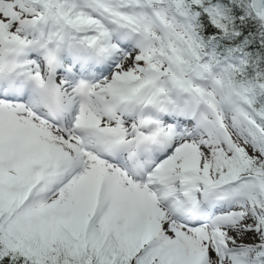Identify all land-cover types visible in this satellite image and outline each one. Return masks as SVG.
Masks as SVG:
<instances>
[{
  "label": "rangeland",
  "instance_id": "rangeland-1",
  "mask_svg": "<svg viewBox=\"0 0 264 264\" xmlns=\"http://www.w3.org/2000/svg\"><path fill=\"white\" fill-rule=\"evenodd\" d=\"M55 2L57 0H0V34L5 33L6 41L12 44L15 39L20 41L24 32L28 35L29 29V34H35L36 44L48 52H64L67 49V52H64L67 58H71L72 55L73 48L70 42L73 38L79 41L83 39L81 42L85 47L88 41L96 37L105 50L109 51V47L113 48L115 54L110 63L94 69V72L99 77L101 74L110 77L114 72H118V79H121L122 83H128V86L130 83H137H133L135 86L131 87L141 93L142 97L137 94L138 99H142L150 109L159 107L158 111L163 110L169 115L168 108L173 105L176 108L187 109L189 104H212L217 113H207L204 130L197 132L187 121L191 115V112L187 111V120L182 119L181 125L189 136L187 139L179 140L176 145H171L173 147L169 148L161 159L171 155L176 146L187 140L200 158V174L209 176V179L203 181L199 179L201 189L211 182L218 185L228 184L234 188L238 201L222 206H219L218 202L212 204L211 201L210 209L214 207L218 214H223L215 222L210 220L211 217L206 218L204 215L203 218L210 221L206 220L205 223L200 224L190 218L183 222L176 220V224L189 236L197 237L199 241L205 238L204 235L199 237L198 231L203 229L209 247V257L205 264H264L262 258L264 205L257 200V193L264 190V179L246 176L242 171L244 168L241 167L251 160L263 167L264 157L259 147L260 141L254 137L251 129L254 125L250 123L251 121L238 112V104L220 97L217 83L201 85L198 81L209 78L217 81L221 69L211 66L197 67V61L190 62V59H186V55L191 56L187 54L191 48V41L188 39L191 30L190 21L177 16L168 0L140 2L92 0L93 7L96 4L98 7L87 13L91 15L93 13L92 17L95 20L91 25H81L69 18L63 19L61 12L54 7ZM61 2H67L66 6L69 10L76 9L82 13L84 12L82 6H86L79 0H61ZM94 10L98 14L94 13ZM260 14L264 25V11ZM137 34L144 37L138 38ZM101 36L107 37L108 41L105 42ZM30 44L31 39L29 40L28 35L26 45L30 46ZM3 53L4 51H0V57ZM31 61L33 62L31 67H39L40 62L36 58ZM92 67L88 69L92 71ZM64 70L57 73V81H71V90H75L74 86H79V79L73 81L68 78ZM99 70L101 73H98ZM76 95L75 91V99ZM132 95L134 94H128L125 99L133 101L132 97L135 95ZM104 97H108V94ZM149 112V117L146 116L139 122L140 127L143 128L141 131L147 128L149 132H153L150 123L154 121L152 114L155 110ZM18 114L17 120H4V124L18 125V121L24 123L26 120L28 122L35 120L48 140L57 139L63 134L60 125H46L37 114L32 113L29 117L23 111ZM174 118L166 121L164 119L162 123L167 122L176 127ZM71 124L72 121L67 126L71 127ZM177 131L180 133L178 129ZM76 145L74 144L73 147ZM89 152L94 156L93 152L90 150ZM40 157L37 155L32 159L40 160ZM48 163L52 165L51 161ZM136 164L139 165L138 160ZM182 166L181 159L177 163L178 171H181ZM88 167L92 176L98 180H105L114 172L119 173L114 162L106 163L97 157L90 161ZM37 171L32 169L24 158L0 170V222L14 223L21 230V227H26L34 228L38 232H48L54 239L60 237L56 235L59 232L67 235L71 241H78L94 234L97 240L103 241L106 245L124 247L132 264H135L139 257H142L147 264L202 262L203 259L198 254L192 257L186 254L184 242H179L180 250L173 248L175 239L168 230L166 221L155 222L151 219L137 218L136 224L141 225L142 229V232L138 233L133 227L127 228L114 219H108L106 216L108 212L95 214L96 208L90 203L86 205L87 215L80 221L76 220L73 210L70 209L71 205L68 207L65 203L73 200L81 181L75 175H71L69 167L66 168L61 184L53 185L51 191L32 200V196L40 188L37 185ZM119 175L118 180L128 185V176L123 173ZM166 177L161 179L168 181L169 178ZM161 179H157V186L164 188ZM92 183L98 187L96 180L93 179ZM29 203L31 210L25 209ZM57 204L63 208H52ZM239 212L244 215H239ZM231 217L236 218L238 224L229 220ZM216 228L223 230L224 233H216ZM49 254L54 256L55 249H51ZM90 260L93 261L94 257L91 256Z\"/></svg>",
  "mask_w": 264,
  "mask_h": 264
},
{
  "label": "bare ground",
  "instance_id": "bare-ground-1",
  "mask_svg": "<svg viewBox=\"0 0 264 264\" xmlns=\"http://www.w3.org/2000/svg\"><path fill=\"white\" fill-rule=\"evenodd\" d=\"M27 33L29 35V40H33L32 34H29V29ZM23 34L21 36L20 45H26L28 39V35H25V32ZM101 39L105 42L108 41L105 36H101ZM81 41H83V39ZM81 41L73 38L70 42L72 48L77 51H83L84 47ZM7 46L9 48L6 51L5 49ZM27 49L28 48H15L13 45L9 46L5 38V33L0 34V51H4L0 59L4 58L8 60L12 58L13 61L17 62L18 60L12 55L7 54V52L20 53L21 51V53H23V51ZM109 49L110 50H107L104 57H98L100 63L109 56V63L111 62L112 56L115 53L113 48L109 47ZM65 52H67V49ZM27 54L30 53L26 51L21 57H27ZM32 54H36V59L40 62L39 67H32L39 77L45 79L49 72L55 70L58 73L61 71L55 64V60L60 59L58 52L47 51L45 54L32 52ZM61 59H67L66 54L61 56ZM20 64L22 65V63ZM25 65L31 70L30 64L25 63L22 66ZM93 67L96 69L100 66L94 65ZM64 72L67 74V69H65ZM98 73H101V70H99ZM79 77L89 78V70H82L80 74H77L76 71L68 72V78L73 79L75 82ZM118 77V72H114L110 77L104 74H101L99 77L97 74V79H95L96 83L92 87L87 84L89 80H86V82L80 83L78 87L75 85V90H71V81L59 82V84H57L59 91L57 92L60 95V106L62 109L66 110V117L62 119L60 125L63 129L62 136L54 140H48L44 137L42 130L35 120L32 122L26 120L24 123L18 121V125L12 124L6 126L4 124V120H17L19 116L18 113L21 111L25 112L27 117L32 113L41 115L42 108L40 106H35V110L31 111L30 109L33 105H30V103L36 100V96L32 95L30 91H27V93L21 92L18 96H13V89L9 86L11 83L9 82L10 79L1 83L0 170L10 163L16 164L23 158L25 161H28V165H30L32 169L38 170L36 175L38 177L36 179L38 182L37 185L40 186V188H38L36 193L32 196V200H34V198H38V196H41L45 192L51 191L53 185L61 184L64 180L66 168L69 167L71 175H75V177H78L81 181L73 200L65 203L68 207L71 205L70 209L73 210L76 220L80 221L87 215L86 205L90 203L91 206L96 208L94 211L95 214L102 211L108 212V214H106L108 219H114L127 228L133 227L134 231L138 233H141L142 229L141 225L136 224L137 218H140V220L151 219L155 222L166 221L168 230L175 239L173 248H178L180 250L179 242H184L186 254L190 257L198 254V256L203 259L200 264H205L209 257L207 235L204 234L203 229H199V237L202 235L205 237L203 240L199 241L197 237L189 236L183 228L176 224V220L178 221L180 219H178L179 216L175 210V206H181L177 202L172 201L170 197L172 193L179 191V184L185 175H189L197 180H206L209 178L208 175L200 174V158L187 140L181 145L176 146L171 155L159 160L153 168L146 165L144 160L145 156L141 155L137 157L130 151L125 153L124 161L118 163L117 169L119 173L128 176L129 184L127 185L118 180L120 175L116 172L109 175L105 180H98L92 176L88 165L95 156H92L89 152V148H81L78 143V136L80 135L73 134L71 128L67 126V120L74 114L75 116L84 118L86 127L90 130V140L88 141L90 151L94 147L100 146V135L115 125L124 129L125 133L129 136L137 135L136 130L137 127H139V120L135 119L133 116V109L138 108L137 105L143 103L142 99L130 101L133 104V109L128 112H126L125 108L117 112V108L111 104L117 101L118 106L122 104L123 101H127L125 98L128 94L132 93L136 96H141V93L137 91L136 88L128 86V83H122V80H119ZM21 81L22 78L18 77L15 78L13 82L19 85ZM75 91L77 95L83 93L89 96L90 102L87 106L80 105L77 102L74 97ZM104 91H108V97L102 96ZM127 105H130V103L128 102ZM189 108L190 107L187 106V109ZM168 111L169 115L167 119L175 117L173 122L176 123V127L168 123H161V120L157 118L154 120L159 121V129L163 130L166 135V148L167 146L171 148L173 147L171 145H176L179 140L187 139L189 133L185 132L181 125L182 116L186 115L187 110L179 107L176 108L175 105H173L168 108ZM142 129L143 128L140 130ZM139 133L141 134V131ZM74 144L77 145L73 147ZM166 148L164 151H166ZM20 153L24 156L20 155ZM37 155L41 156V159L33 160L32 157ZM181 159L183 160V166L181 171H178L177 163ZM136 160L139 161V165L136 164ZM48 161H51L52 165H50ZM165 176L172 181L176 179L173 181L176 184L175 187H173V189H175L174 191H169L166 188L157 186V179L160 180ZM93 179L98 182V187L93 185ZM161 180L163 182L166 181V179ZM211 184H209V186ZM233 189L234 188L228 184H222L221 188L217 189L215 192V194H221L220 196L216 195L212 198L210 196L214 195V193L208 196L201 194V204L197 206V209L202 212L203 215H206V218L211 217L210 220L215 222L223 214H218L214 207L210 209L211 206H209V203L212 201L213 204L214 200L225 201L222 205L237 202L238 195ZM29 206L30 203L25 206V209L31 210ZM52 208L60 209L63 208V206L57 204L53 205ZM207 209L209 212H207ZM239 215L244 214L239 212ZM206 220L210 221L209 219ZM229 220L235 221L238 224L234 217L229 218ZM241 224L240 222V225ZM215 232L224 233L223 230L218 228H216ZM168 248L169 247H167V249ZM223 248L226 250L225 246Z\"/></svg>",
  "mask_w": 264,
  "mask_h": 264
},
{
  "label": "trees",
  "instance_id": "trees-1",
  "mask_svg": "<svg viewBox=\"0 0 264 264\" xmlns=\"http://www.w3.org/2000/svg\"><path fill=\"white\" fill-rule=\"evenodd\" d=\"M84 1L88 6L93 5L92 0ZM168 3L176 14L190 21L189 59L199 61L203 67L221 66L217 77L221 97L239 103V111L256 122L252 129L254 137L261 142L259 147L264 157V25L261 14L254 12L251 0H168ZM66 4L61 0L56 2L63 18L87 25L94 20L87 13L69 10ZM253 161L241 166L243 173L263 179L264 164L262 167ZM257 200L264 205V190L257 193ZM21 228L23 230L12 223H0V264H48L42 256L54 240L58 253L52 264H131L124 247L106 245L94 234L70 241L62 232L56 233L60 237L54 239L51 233ZM262 236L264 242V231ZM262 250L264 253V247ZM91 255L93 261H90ZM135 264L146 262L140 257Z\"/></svg>",
  "mask_w": 264,
  "mask_h": 264
},
{
  "label": "water",
  "instance_id": "water-1",
  "mask_svg": "<svg viewBox=\"0 0 264 264\" xmlns=\"http://www.w3.org/2000/svg\"><path fill=\"white\" fill-rule=\"evenodd\" d=\"M251 5L256 13H261L264 10V0H251Z\"/></svg>",
  "mask_w": 264,
  "mask_h": 264
}]
</instances>
